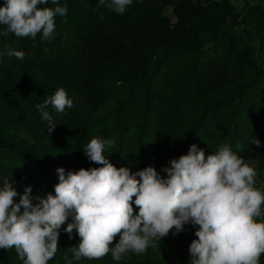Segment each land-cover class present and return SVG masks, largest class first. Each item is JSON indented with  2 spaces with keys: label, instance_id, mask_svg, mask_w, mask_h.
<instances>
[{
  "label": "trees",
  "instance_id": "16d2710c",
  "mask_svg": "<svg viewBox=\"0 0 264 264\" xmlns=\"http://www.w3.org/2000/svg\"><path fill=\"white\" fill-rule=\"evenodd\" d=\"M108 2L101 6L93 0H59L61 6H67V14L56 17L55 32L47 40L41 34L35 38L11 32L5 35V26H0V172L4 173L0 185L11 181L18 194L31 186L34 204L37 196L54 195L48 190L57 176L51 164H58L60 158L51 152L55 143L65 144L70 136L74 101L81 100L95 110L81 130L84 150L96 131L110 128L111 117L98 108L100 92L126 87L127 102L141 109L149 123H155V170L162 177L173 147L185 142L188 134H183L192 122L208 148H218L231 135L233 150L246 149L244 145L249 144L251 157L264 151V0L247 1L243 10L232 0H133L123 14L110 10ZM40 6L55 7L51 2ZM69 28L79 45L73 59L67 56L61 37ZM9 48L25 55L22 60L13 56L17 68L3 76L7 70L4 52ZM154 66L165 71V88L171 89L162 108L155 104L166 89L145 88L142 82ZM59 88L73 100V106L63 113L51 105L44 109L55 123L49 132L36 105ZM147 123L144 119L143 125ZM254 139L260 141L259 147ZM112 149L117 167L127 162L131 153L126 145L115 141ZM43 152L47 167L33 159ZM40 172L52 180H44ZM14 200L18 202L19 195ZM66 226H61L59 249L48 264H67L65 253L77 244L76 233L70 239ZM177 235L182 242L176 245L172 262L189 264L188 247L196 237L186 229ZM153 254L157 260L128 253L114 264H165L158 253ZM67 258L71 264H82L70 252ZM0 264L23 262L14 248H0ZM260 264H264V255Z\"/></svg>",
  "mask_w": 264,
  "mask_h": 264
},
{
  "label": "clouds",
  "instance_id": "9594fccd",
  "mask_svg": "<svg viewBox=\"0 0 264 264\" xmlns=\"http://www.w3.org/2000/svg\"><path fill=\"white\" fill-rule=\"evenodd\" d=\"M51 2L55 7H41ZM133 0H109L107 7L123 14ZM101 6L105 0H99ZM67 6L59 0H4L0 5V26L17 37L41 34L47 40L56 29L57 16ZM5 55L24 58V52L6 49ZM51 105L63 113L73 100L63 88L36 105L51 132L55 123L44 109ZM111 141L93 137L82 151L100 167L69 171L56 169L54 195L31 199V186L18 194L11 181L0 185V248H14L23 264H48L59 249V229L71 239L72 259L100 260L107 254L120 261L128 253L144 254L154 241L198 226L188 247L189 264H260L264 255V191L257 188V173L225 143L205 156L195 144L162 168V177L148 166L132 172L117 168L104 155ZM260 146V141L254 139ZM239 147V145H237ZM19 195V201L14 200ZM133 205H135V210ZM118 237V240H117ZM114 245V246H112Z\"/></svg>",
  "mask_w": 264,
  "mask_h": 264
},
{
  "label": "rangeland",
  "instance_id": "374dc122",
  "mask_svg": "<svg viewBox=\"0 0 264 264\" xmlns=\"http://www.w3.org/2000/svg\"><path fill=\"white\" fill-rule=\"evenodd\" d=\"M99 0H93V2H97ZM247 1H255V0H232V3L237 6L239 9L243 10L245 3ZM237 26V25H236ZM62 43L64 44V49L67 56L71 59L78 56V41L75 37V32L73 29L69 28L63 30L61 32ZM7 70L3 76H10L13 68H17V62L14 57L7 56ZM178 63L173 61V64ZM142 82L145 88L149 89H157L161 92L162 89L165 88V71L160 69L159 67H152L147 73L143 75ZM166 89V88H165ZM171 89H166L165 92L163 91L162 100L156 101V107L162 108L164 105V101L170 94ZM101 96L99 99L98 108L101 112L107 116L111 117L110 128L100 129L96 131V134L93 137L104 139L105 141H111L110 145H106L104 149V155L112 163L114 166H118L115 163L113 157V143L120 142L127 146L130 151V155L127 158V162H123L121 166L130 167L132 172H136L138 170H142L145 167L151 166L153 168H157V161L154 155V149L156 144L157 132L153 129L152 125L155 123H149V118H144L141 109L132 108L127 102V97L129 95L128 87L118 90L116 92H100ZM257 105H260V101L257 100ZM95 114V110L89 108L83 101L75 100L74 101V112L70 118V128L69 134L66 138V143L64 144L61 141H58L54 144V148L52 149L51 156L60 158L58 164L54 162L51 164V167L54 169L62 167L65 170V174L67 172L78 171L80 168H92V167H100L101 165L89 163L86 156L83 154V150L80 147V136L82 135L81 130L83 128L84 122L87 117L92 116ZM154 117V116H153ZM144 119L148 121V123L144 126ZM157 120V118H154ZM254 116H250L249 120L253 121ZM224 126V125H223ZM226 127V126H224ZM68 135V128L65 129ZM200 131H197V127L192 122L189 127L186 129L183 135L188 134V138L182 142V144H178L172 149V154L170 155V159L178 158L180 155H186L189 150V146L195 144L198 149H202L205 153V156L214 153L218 150V148L227 143L230 146V139L231 135L227 138H223L219 147L215 148H208L206 147L203 142L199 138ZM246 149L243 150H233L238 156H240L246 163L250 166L254 167L257 176H256V187L264 191V151H262L256 157H251L250 152V145H244ZM244 147V148H245ZM42 150V149H40ZM113 150V151H112ZM50 153V152H49ZM83 154V155H82ZM40 157L33 158L35 162L39 164H43V167H47L46 165L49 164L48 157L44 156L43 153H39ZM44 158L46 160H44ZM117 167V168H119ZM41 177L45 172H40ZM4 173L0 172V180L4 179L2 177ZM44 180H52L51 178L43 177ZM34 181V179H30L29 182ZM55 184L58 183V175L56 176ZM1 183V182H0ZM50 183H54L51 181ZM49 187L48 190L54 191V185ZM43 198V197H42ZM33 203V201H32ZM34 204V203H33ZM135 210V205H133ZM67 222H71V217H69ZM66 222V224H67ZM198 226L192 225L191 223L185 224L184 229L187 232L195 236V231ZM175 229L169 232L166 237H163L160 241H154V247L149 246L147 251L144 254H141L147 258L156 259V256L153 254L158 253L162 261L165 264H173L172 257L174 256V250L178 243L182 242V238L178 237V235H173ZM62 232V228L59 229V234ZM75 232V230L73 231ZM60 236H62L60 234ZM76 243L79 241V237L76 234ZM118 240V237H117ZM114 246V245H112ZM152 247L154 249H152ZM82 264H114V260L111 257V254H107L100 260H87L85 258L80 259Z\"/></svg>",
  "mask_w": 264,
  "mask_h": 264
}]
</instances>
